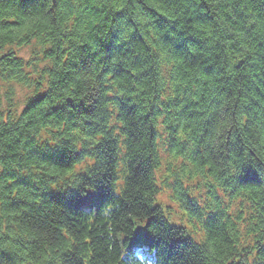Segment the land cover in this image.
Returning a JSON list of instances; mask_svg holds the SVG:
<instances>
[{
  "label": "trees",
  "instance_id": "16d2710c",
  "mask_svg": "<svg viewBox=\"0 0 264 264\" xmlns=\"http://www.w3.org/2000/svg\"><path fill=\"white\" fill-rule=\"evenodd\" d=\"M263 222L264 0H0V264H264Z\"/></svg>",
  "mask_w": 264,
  "mask_h": 264
},
{
  "label": "bare ground",
  "instance_id": "6f19581e",
  "mask_svg": "<svg viewBox=\"0 0 264 264\" xmlns=\"http://www.w3.org/2000/svg\"><path fill=\"white\" fill-rule=\"evenodd\" d=\"M173 126H174V124L172 122V127ZM180 159H182V158H180ZM183 159H186V158H183ZM204 170H202L201 172H203ZM225 192L227 194H229V195L234 194V192H230V191H225ZM247 193H248V189H246V188H240L239 189V192H238L239 199H242V197H245L246 195H248ZM160 194H161V191H160ZM232 198H233L232 196H228L225 199L224 204H223L224 210L230 211V212L232 211V209H233ZM219 199L220 200H224V198L222 196H220ZM177 215L178 216H182V217H187V211H185L184 209L181 210V211L179 210V213ZM239 223L240 222H238V221L236 222V224H238V225H239ZM184 224H186V221H183V223H181V225H184ZM241 227L243 229V232H244L245 237L248 240H254L256 237H258L259 233H256L253 230V228L252 229H249V228H247L243 224H241ZM201 229H202V227H201ZM259 230H260L261 237H264V222L260 225V229ZM234 246L236 248L239 247V253H240L239 257L246 258V257L251 256L253 258V257H257V255H258L257 250H256V248H257L256 242L253 243V241H252V242H250V244H247L246 242H240L239 245H238V243H236Z\"/></svg>",
  "mask_w": 264,
  "mask_h": 264
},
{
  "label": "rangeland",
  "instance_id": "374dc122",
  "mask_svg": "<svg viewBox=\"0 0 264 264\" xmlns=\"http://www.w3.org/2000/svg\"><path fill=\"white\" fill-rule=\"evenodd\" d=\"M21 54L22 55H25L26 57H28L29 55V49L28 48H23L21 49ZM200 181V180H199ZM199 181H192L190 183L188 182H184L183 186L184 188H189L191 189V186H192V190L194 191V193L196 192H201V193H204V191L206 190L201 184H199ZM199 187H197V186ZM203 185H205V183L203 182ZM215 187H220V185L218 184H213ZM171 188H169L170 190ZM169 190L165 189V188H162L161 190V194H160V199L163 200V202H165L166 204H168L170 206V210L172 212V215L173 216H177V214L179 213V209H178V206H177V203L174 202V201H171V199L169 198ZM178 195L179 197H182L183 195H181L179 192H178ZM177 218V217H176Z\"/></svg>",
  "mask_w": 264,
  "mask_h": 264
}]
</instances>
